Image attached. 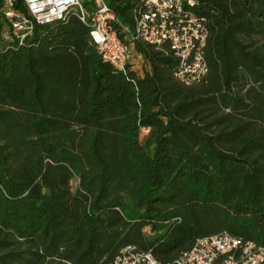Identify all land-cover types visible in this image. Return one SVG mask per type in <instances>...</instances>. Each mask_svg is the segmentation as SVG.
Listing matches in <instances>:
<instances>
[{"label": "trees", "instance_id": "obj_1", "mask_svg": "<svg viewBox=\"0 0 264 264\" xmlns=\"http://www.w3.org/2000/svg\"><path fill=\"white\" fill-rule=\"evenodd\" d=\"M103 1L142 67L104 61L74 12L0 42V264L125 246L167 264L221 232L264 245V0L185 3L207 34L190 84L168 42L122 32L139 0Z\"/></svg>", "mask_w": 264, "mask_h": 264}, {"label": "built area", "instance_id": "obj_2", "mask_svg": "<svg viewBox=\"0 0 264 264\" xmlns=\"http://www.w3.org/2000/svg\"><path fill=\"white\" fill-rule=\"evenodd\" d=\"M85 1L87 4H83ZM24 10L16 0H1L3 27L0 42H19L32 36L36 25H50L64 20L70 12L88 25V36L104 61L123 70L132 63L130 44L123 42L110 23L115 14L103 0H22ZM191 0H139L133 11V25L122 27L132 41H142L155 48L168 42L178 59L176 76L185 84L201 79L207 72L203 57L206 30L199 18L185 8ZM138 60L142 56L137 54ZM260 264L264 261V245L227 232L197 238L167 264ZM109 264H162L151 253L132 246L121 248Z\"/></svg>", "mask_w": 264, "mask_h": 264}, {"label": "rangeland", "instance_id": "obj_3", "mask_svg": "<svg viewBox=\"0 0 264 264\" xmlns=\"http://www.w3.org/2000/svg\"><path fill=\"white\" fill-rule=\"evenodd\" d=\"M1 28H2V22L0 20V30H1ZM131 51H132V60H133L132 63L136 66L142 67L145 64V62L138 60V58L136 57V55L132 49H131Z\"/></svg>", "mask_w": 264, "mask_h": 264}, {"label": "crops", "instance_id": "obj_4", "mask_svg": "<svg viewBox=\"0 0 264 264\" xmlns=\"http://www.w3.org/2000/svg\"><path fill=\"white\" fill-rule=\"evenodd\" d=\"M1 22H2V19L0 18ZM2 27H3V22H2Z\"/></svg>", "mask_w": 264, "mask_h": 264}]
</instances>
